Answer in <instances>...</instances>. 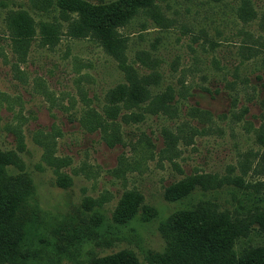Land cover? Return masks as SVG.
<instances>
[{
    "label": "rangeland",
    "instance_id": "1",
    "mask_svg": "<svg viewBox=\"0 0 264 264\" xmlns=\"http://www.w3.org/2000/svg\"><path fill=\"white\" fill-rule=\"evenodd\" d=\"M246 2L257 11L250 21L240 16ZM16 12L23 20L32 15L37 24L26 62L10 47L8 24ZM61 12L57 0H0V150L10 160L6 177L23 184L26 178L30 187L19 220L28 213L50 242L38 262L89 264L93 255L127 249L147 264L166 246L162 229L171 214L201 198L229 208L232 219L249 226L256 208H237L239 201L249 203L242 195L245 185L264 181V0H157L151 13L137 14L121 29L129 37V62L149 73L137 60L149 52L161 76L150 94L170 87L173 100L157 112L143 104L123 107L115 120L103 110L109 91L126 82L125 73L93 39L69 37ZM40 23L47 25L39 29ZM57 23L61 40L46 45L54 34L49 28ZM90 107L118 127L120 141L108 142L117 134L112 127L105 134L81 125L79 118ZM199 108L212 115H198ZM48 137L56 139V156L70 160L61 171L72 181L59 178L43 158L36 139ZM194 174L220 188L198 186L189 200H166L168 186ZM129 189L142 193L157 215L146 220L140 212L129 225L116 226L113 212ZM250 191L263 195L264 185ZM95 198H103L104 205L93 203ZM99 213L105 234L89 239ZM255 226L237 236L239 254L264 245V231Z\"/></svg>",
    "mask_w": 264,
    "mask_h": 264
},
{
    "label": "trees",
    "instance_id": "2",
    "mask_svg": "<svg viewBox=\"0 0 264 264\" xmlns=\"http://www.w3.org/2000/svg\"><path fill=\"white\" fill-rule=\"evenodd\" d=\"M156 1L120 0L104 5L91 4L82 0H57L62 11V19L67 23V35L78 39H93L103 47L107 54L116 59L120 69L125 73L126 82L118 84L109 91L112 94L111 100L108 98L105 110H103V113L112 120L116 119L123 107L129 109L140 107L143 104V106H151V110L157 112L162 108L167 110L173 100V89L170 87L164 92L158 93L157 96L150 94L149 87L157 84L158 78L161 77L153 65V63H157L153 62L149 52H143L142 55L137 56V60L141 65L151 68V70L149 73H140L141 66L137 67L135 63L129 62L127 53L129 37L121 31L141 11L151 13L156 6ZM248 4L244 3L240 13L245 21L257 17V11L254 10L252 4ZM20 14L21 12L14 13L8 24L11 38L10 47L19 60L26 62L35 40L32 35L36 34L37 24L34 17L28 12L29 16L24 15V20ZM40 25L42 26H39V29L47 24L40 23ZM49 29L54 31V34L52 40L46 45L54 47L61 40L60 25L54 24ZM43 30L45 34L48 31L47 26H44ZM135 62L137 63V61ZM198 113L205 117L212 115L209 110L201 108L198 109ZM79 121L91 132L101 130L107 134L111 127L114 132L118 131V127L109 124L110 122L95 108L90 107L84 110ZM112 137L108 136L110 144L121 139L118 132ZM23 138V133L20 132L18 134L20 143H23ZM49 138L36 139L37 143L44 148L43 158L55 168L59 178L67 177L72 181V177L61 171L62 167L70 163V160L56 156V139L51 137L50 140ZM262 159L264 161V155ZM7 163L10 164L8 156L3 155L0 150V263L41 264L38 262L40 253L47 249V243L50 242L46 240L40 225L32 220L28 213L24 217V222L19 220L18 208L30 187L26 178H22L23 184L19 178L15 180L6 177ZM261 169L264 174V167ZM61 180L58 179L59 183ZM210 182L206 181L204 176L194 174L182 181L172 183L166 188L164 196L170 202H179L189 200L198 186L207 191L220 188L219 185L216 186ZM236 182L238 181L236 180ZM238 183L244 185L240 181ZM263 185L264 181L263 183L262 181L251 182L245 185L248 186V191H244L242 195L249 203L244 201L238 203L237 209L241 212H248L251 207L256 208L255 213L249 214L251 217L249 226L246 221L232 219L229 208L220 209L218 206L220 204L206 198H201L196 203L189 202L186 206L178 209L171 214L162 229L167 239L165 248L161 252L152 253L147 264H264V245L244 249L240 254L235 248V240L242 233L243 228L248 229L249 227L252 230L256 225L264 231V209L259 208L264 200V192L263 195L255 196L250 191L251 188L256 190L258 186ZM144 200L142 193L131 189L126 190L113 212L112 220L116 226L129 225L140 212H143L146 220L156 216L157 210L144 204ZM104 201L103 198L92 200L100 207L104 205ZM98 218L99 222L93 224L95 229L88 234L89 239L92 234L96 237L105 234V217L99 213ZM88 263L143 264L133 251L127 249L107 255H93Z\"/></svg>",
    "mask_w": 264,
    "mask_h": 264
}]
</instances>
